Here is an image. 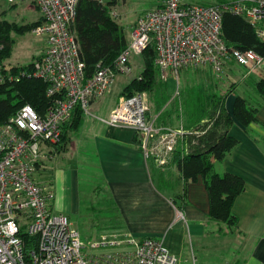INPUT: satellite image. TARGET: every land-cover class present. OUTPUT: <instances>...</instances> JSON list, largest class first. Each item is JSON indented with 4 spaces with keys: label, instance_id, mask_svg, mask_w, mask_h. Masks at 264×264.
<instances>
[{
    "label": "built area",
    "instance_id": "built-area-1",
    "mask_svg": "<svg viewBox=\"0 0 264 264\" xmlns=\"http://www.w3.org/2000/svg\"><path fill=\"white\" fill-rule=\"evenodd\" d=\"M9 1H34L42 13V21L31 32L45 37L46 49L32 70L23 68L21 75L42 78L54 103L43 116L25 104L0 124V264H179L162 239L125 231L101 233L90 242L96 252H88L68 215L53 211V194L34 172L44 147L61 139L76 106L90 114L89 108L116 74L130 73L133 57L150 44L164 80L178 78L180 70L191 66L209 65L220 71L230 60L239 63L246 75L264 77V55L229 48L223 39V14L228 11L253 24L264 42V0H160L137 20L115 66L100 65L89 77L72 30L78 0ZM148 111L145 93L137 92L121 97L109 117L101 120L134 128L146 154L164 164L185 131L158 126ZM154 140L159 145L152 147ZM25 235L36 237V244L29 246Z\"/></svg>",
    "mask_w": 264,
    "mask_h": 264
},
{
    "label": "crops",
    "instance_id": "crops-1",
    "mask_svg": "<svg viewBox=\"0 0 264 264\" xmlns=\"http://www.w3.org/2000/svg\"><path fill=\"white\" fill-rule=\"evenodd\" d=\"M22 3L39 9L32 1ZM199 80L206 86L213 82L207 76ZM240 80L243 76L233 80L237 82L234 90L239 92L241 88L243 94L244 83ZM234 101L235 92L226 100L231 113ZM110 106L111 111L115 104ZM85 119L86 114L80 128L69 131L63 150L52 145L44 147L36 167L40 169L47 159L77 153V162L70 167L57 164L47 183L50 186L45 185L53 194L52 209L56 213L69 216L83 204L88 206L82 196L84 180L90 193L108 201L114 209L112 229L104 232L125 231L137 237L162 239L179 264H264V101L257 123L246 127L234 120L230 133L236 129L231 134L239 141L222 159L214 161L216 172L238 173L246 180L245 190L233 205L238 223L224 232L220 231L224 225L210 220V196L201 176L186 183L170 160L159 165L155 155L148 156L142 149L132 127ZM155 144L159 145L158 140L152 142V147ZM161 174L170 186L160 184ZM91 207L95 209L92 204Z\"/></svg>",
    "mask_w": 264,
    "mask_h": 264
},
{
    "label": "trees",
    "instance_id": "trees-1",
    "mask_svg": "<svg viewBox=\"0 0 264 264\" xmlns=\"http://www.w3.org/2000/svg\"><path fill=\"white\" fill-rule=\"evenodd\" d=\"M115 4V0H78L72 30L79 42L88 77L100 65L114 67L116 59L128 44V34L113 16ZM42 19L43 16L20 24L0 17V72L4 76V81L0 83V124L7 122L25 104L32 105L42 116L53 106V98L47 92L48 84L42 78L21 75L23 68L32 70L34 61L25 66L9 67L6 64L13 52L14 33H24L28 29L31 31ZM223 39L229 48L254 49L264 55V42L258 37L254 25L244 17L228 11L223 14ZM141 55L143 68L139 77L128 84L129 87L147 91L151 95L156 111L162 110L156 119L158 126L172 127L176 120H182L179 127L185 132L169 160L182 172L186 183L199 176L204 179L210 196V220L224 225L220 227L222 232L226 228L233 229L238 223L233 205L245 190L246 180L238 173L216 172L214 161L222 159L238 143L239 139L230 133L235 119L246 127L259 121L258 111L264 101V77L246 75L244 70V86L254 89L256 94L253 99L246 90L243 94L234 90L237 82H232L223 91L217 83L215 85L212 82V85L206 86L196 78L181 91L175 108L164 109L170 99L168 80L159 75L154 45L150 44ZM11 75L16 77L10 78ZM233 92L235 101L231 113L227 109L226 100ZM174 112H177L175 119ZM84 117L83 109L77 105L72 119L63 126L61 139L50 145L63 150L69 140V131L79 129ZM159 181L160 184L171 185L162 174ZM25 238L29 246L36 244V237L25 235Z\"/></svg>",
    "mask_w": 264,
    "mask_h": 264
},
{
    "label": "rangeland",
    "instance_id": "rangeland-1",
    "mask_svg": "<svg viewBox=\"0 0 264 264\" xmlns=\"http://www.w3.org/2000/svg\"><path fill=\"white\" fill-rule=\"evenodd\" d=\"M201 1L209 2L213 0ZM115 2V19L124 27L126 33L129 35L137 20L147 11L157 6L160 0H115ZM0 4L2 5V8L0 7V17L5 18L9 21H16L20 24H26L27 22L35 21L41 15L40 9L30 7L26 3L19 2L16 5H12L13 3H11L9 0H0ZM13 36L15 38L13 52L9 59L6 60V64L9 67L25 66L35 61L37 57L41 56L46 49L47 45L45 37L36 36L29 29L24 33H14ZM143 65V55H135L131 64V72L127 74H116L114 82L106 90L105 94L93 102V104L89 108L91 113H86L85 120H87L88 122L95 118L94 120L100 122L101 119H107L111 112V103H114L116 105L121 97L130 96L137 92L145 93L149 106L150 117L156 119L159 118L161 114L160 112H162V110L156 111L154 100L151 98V95L147 91L135 88L132 89L128 85L134 78L139 77ZM244 70L245 69L236 61H228V63L224 65L220 71L213 70L209 65L191 66L188 68H184L180 70L178 78L172 77L168 81L170 99L164 109L175 108L181 91L188 84H191V81L193 83L194 79L196 78L200 79L207 76L209 79H212L214 83H217L219 85L220 90L224 91L225 89L230 87L233 80H237L238 78L243 76ZM240 81L244 83L243 80ZM242 89L243 91L246 90L253 99L254 95L256 94L253 88L244 87L243 84ZM239 93L242 94L241 88L239 90ZM173 116L174 119L177 118V112H174ZM101 122L104 121L101 120ZM181 123L182 120H176L175 126L172 127H179ZM236 132L237 130L233 129L231 133L233 134ZM76 162L77 153L74 151H71L67 155L63 154L61 156L55 157L54 159H47L45 165H43L40 169H35L34 177L42 185L50 186V184L47 183L49 182L53 171H55V167L57 164L70 167L73 166ZM158 164L165 165L166 163L162 164L158 162ZM158 168L161 167L158 166ZM82 179H85V177H83ZM83 183L84 180H82L81 183V187L85 188V190L82 189L83 201L88 202V206H85L83 204V206L78 211L73 210V212H69L68 217L71 221H73V227L78 229L82 241L87 246L86 250L90 253H93L96 251L90 248V242L97 236H99L102 232L110 231L112 229L110 228V223L115 212L108 201H105L103 199L99 200V197L96 194L90 193V187L88 185L85 186ZM91 188H93L92 185ZM91 204L95 207V209L91 207ZM54 212L56 213V211Z\"/></svg>",
    "mask_w": 264,
    "mask_h": 264
}]
</instances>
